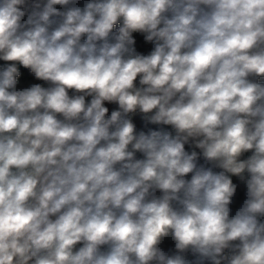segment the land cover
<instances>
[{
	"label": "clouds",
	"instance_id": "obj_1",
	"mask_svg": "<svg viewBox=\"0 0 264 264\" xmlns=\"http://www.w3.org/2000/svg\"><path fill=\"white\" fill-rule=\"evenodd\" d=\"M0 264H264V0H0Z\"/></svg>",
	"mask_w": 264,
	"mask_h": 264
}]
</instances>
